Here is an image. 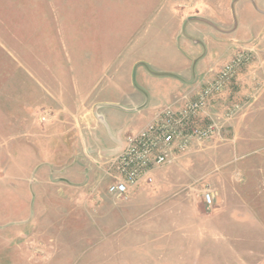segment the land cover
<instances>
[{"label": "rangeland", "instance_id": "374dc122", "mask_svg": "<svg viewBox=\"0 0 264 264\" xmlns=\"http://www.w3.org/2000/svg\"><path fill=\"white\" fill-rule=\"evenodd\" d=\"M114 2L9 0L8 38L0 41L7 52L0 73V264H191L197 251L208 250L197 247L202 241L238 240V229L250 228L247 223L241 228L240 216L231 214L247 207L240 188L249 195V208L264 203L256 187V178L264 175L259 3L233 1L226 26L232 33L205 25L217 33L193 44L195 38L175 34V25L155 35L158 25L134 24L128 8ZM163 6L152 7V19ZM150 27L153 36L144 50L141 39ZM242 44H256L259 59L215 104L218 110L231 101L244 104L223 139L152 171L151 184L126 200L106 193L107 180L81 175L86 160L92 163L97 155L87 159L84 149L106 148L92 118L116 117L108 136L115 142L172 101L164 85L174 80L161 73L149 82L146 102L131 105L141 102L132 96L134 75L142 69L134 72V60L142 59L152 71L188 68L204 46L211 68H217L227 57L223 46L233 50ZM43 111L48 118L41 121ZM206 190L214 192L211 206L202 199ZM210 250L218 264L224 262V248Z\"/></svg>", "mask_w": 264, "mask_h": 264}, {"label": "crops", "instance_id": "0c3cea01", "mask_svg": "<svg viewBox=\"0 0 264 264\" xmlns=\"http://www.w3.org/2000/svg\"><path fill=\"white\" fill-rule=\"evenodd\" d=\"M11 1V0H10ZM14 1V0H13ZM99 2L98 5H104V0H97ZM106 1V0H105ZM233 1L236 0H118V4L112 0L119 7H127L128 13L130 14L131 22L134 24H140L142 22L153 25H158V28L154 31L159 35H165L168 33V30L171 25H175V28L178 31L175 34H178V37H185V39H193L191 40L193 44L201 43L199 40L204 39L207 34H211L215 31L213 29L207 28L205 25H209L214 29L218 30V33L223 35H227L232 33L233 30L226 29V26H231L230 18L232 17V12H230V8H232ZM162 2V3H161ZM250 2L255 3L258 2L259 6H255L259 15L264 17V0H250ZM13 3V2H11ZM160 4H164L162 11L158 14L156 19H152V7L159 6ZM155 5V6H154ZM233 5V6H232ZM243 7V6H242ZM9 0H0V41L6 40L8 38V18H9ZM222 9V10H221ZM233 9V8H232ZM241 7L239 8V13H241ZM235 12V11H234ZM233 17H236V14H233ZM228 23L226 24V22ZM230 24V25H229ZM218 25V26H216ZM252 25L246 24L245 27L250 28ZM264 29V24L262 25ZM150 34L144 36L143 43H140L141 49L146 48V40L152 39V28L150 27ZM217 32H215L216 34ZM198 42H197V39ZM206 38H209L208 36ZM150 45V43H149ZM225 45V44H224ZM233 45L221 46L223 50V55L230 54ZM178 47H182L181 42L178 43ZM220 48V46H217ZM231 47V50H229ZM204 52L203 54H199L200 56L197 58H193L192 65L190 67L183 68H173L166 70L165 72L160 71H152L147 67V64L142 62V59L134 60V72L138 69L140 65L142 69L137 71L138 73L134 75V82L132 83L133 90L132 96L136 98L137 96L141 99L140 103H131V105L137 107L142 104V102H146L148 88L152 81V78H161L164 75H170L174 80L173 83L168 85H164L165 91L168 92L166 98L172 99V101L186 92L189 88H191L195 83H197L199 77L211 68L209 58L205 55L207 49L203 46ZM0 48V73L2 71L1 65L2 61L6 63L7 52ZM184 51V49H183ZM3 52V53H2ZM185 53V52H184ZM183 53V54H184ZM195 63V65H194ZM137 68V69H136ZM165 78V77H163ZM168 90V91H167ZM171 101V102H172ZM111 107L117 106V103H109ZM122 109V107L119 106ZM111 117V119H110ZM94 127L93 130L96 131L97 128L105 135V147H102L100 152L92 150V147H88L91 149H84L85 154L88 156L94 155L95 161L86 160L88 164L86 167L87 171H82L81 175L84 176H94L100 178V180H105L103 178V168L105 162L112 156L116 155L124 146L125 138H117V141L114 142L113 137L110 136V129L115 126V122L117 121L116 117L110 116V114H101L97 115L95 118H92ZM146 120L143 119V123L140 124V129L144 126ZM92 125V126H93ZM110 138V139H108ZM97 140V139H96ZM64 171V170H63ZM76 173V172H75ZM98 178V179H99ZM107 183V181H106ZM256 187L257 190L260 191L261 200L264 201V175L260 176V178H256ZM140 188V187H139ZM248 191V190H247ZM240 198L241 200L245 199V203L247 205L246 208L241 207L239 211H234L231 214L239 215V225L241 228L243 223L249 224L250 228L247 229H238L239 235L241 239H225L223 241H202L203 245H197V247L206 248L208 250H199L195 253L194 257L197 260L191 264H218L215 256V252L210 249L218 247H222L225 249V260L221 264H264V203L262 202V206L257 207L256 209H252L248 207L247 197H249L248 193H246L245 189L240 188ZM244 203V202H243ZM230 227V226H229ZM231 228V227H230ZM227 231V230H226ZM238 249V255L233 256V249Z\"/></svg>", "mask_w": 264, "mask_h": 264}, {"label": "built area", "instance_id": "2783aa9c", "mask_svg": "<svg viewBox=\"0 0 264 264\" xmlns=\"http://www.w3.org/2000/svg\"><path fill=\"white\" fill-rule=\"evenodd\" d=\"M255 45L236 46L220 66L208 69L186 92L155 110L141 129L126 135L121 151L103 168L106 193L112 199L126 200L139 187L151 184L152 171L223 139L232 122L243 113L244 104L231 101L219 110L215 104L240 73L259 59ZM38 118L44 121L48 113L43 111ZM202 199L211 206L214 192L203 191Z\"/></svg>", "mask_w": 264, "mask_h": 264}]
</instances>
